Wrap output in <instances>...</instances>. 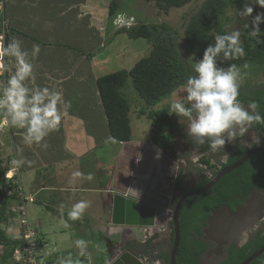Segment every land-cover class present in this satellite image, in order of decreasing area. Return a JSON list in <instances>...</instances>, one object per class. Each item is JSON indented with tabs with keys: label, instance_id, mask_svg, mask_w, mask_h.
I'll return each mask as SVG.
<instances>
[{
	"label": "rangeland",
	"instance_id": "rangeland-1",
	"mask_svg": "<svg viewBox=\"0 0 264 264\" xmlns=\"http://www.w3.org/2000/svg\"><path fill=\"white\" fill-rule=\"evenodd\" d=\"M87 1L90 3V5L92 4V0L91 2L90 0ZM110 1L111 0H95L94 4L91 5L99 6L102 18L105 16L107 17L106 25L102 23L98 27V30L93 28V34L91 35V30H84L82 27L83 25L81 26V23L77 22V20L74 18L78 7H75L73 3L71 4V0H0V28L2 30L0 33H5V41L7 42L11 40L10 36L11 38L15 36L23 42V47L28 50H31L34 43L40 45L41 47L38 57L33 61L34 75L36 77L35 83L41 86L57 83L58 88L62 91L63 95L68 97L69 100V96L72 94L74 97L80 96L77 105L78 110H80V114L79 116L75 115V126L73 125V127H70L71 124L69 122L67 123L68 114L63 115L59 130L52 132L48 137H46V142L49 145L46 150L35 144L31 147L26 145L22 140V134L24 131L23 129L19 130L17 128H11L8 126L0 128V166H4L9 162V156H13V158L16 156L18 161H24L20 165V172L22 185L26 193H28L27 189L29 182L27 169L33 167L32 165L35 164L38 170L37 181H47L49 178L51 179V175L49 177V174L52 173L56 165L62 166L66 164L65 166H67L69 164H67V159H63L65 150L70 149V147H74L76 150H78V147L80 146L82 149L87 141L93 140V137H91L93 134L96 133L95 136L93 135L96 138L100 136L97 135V133L102 132L100 128H108L107 117L104 113L103 105L98 104V101L101 103L100 97L98 96L97 99H95V94H90L86 98L82 97L84 92L90 91L92 88H97L96 83H94L93 86L90 85L93 81H95L94 77L96 75L100 76L121 68H129L139 58L149 54L150 52L151 44L145 38L131 39L127 37L126 33L117 32L120 27L117 28L113 23L116 18L111 17L108 14V5ZM118 1L120 4L118 13L125 24L128 22L135 24L139 20L149 23L167 24L169 27L177 31L178 43L184 58L191 65L195 61H198L188 51V49H186L184 41L185 26L192 12L199 6L200 2L198 0H194L183 7H173L168 11L160 9L154 1ZM250 2L251 0H249V3ZM244 3L245 1L241 0L238 7L228 11L225 17V22L229 32L236 29L242 31L243 24L246 22H251V16L247 19H244L239 15V11L243 8ZM69 5H71V8L75 7L71 13V17H63L61 14L64 13L66 9H69ZM82 6L84 7L85 13H88L87 11H89L90 7L85 4H82ZM255 7L257 8V12H253V16L259 12H264V8H261L258 4H256ZM68 11L69 10L66 12ZM48 19H50L49 22ZM46 20L48 23L47 25L45 24ZM51 21L52 24L50 23ZM5 22H7V27H5ZM6 34L9 36L8 40L6 39ZM59 54L61 57H59ZM65 55H68L69 57L65 58L64 60ZM83 55L86 57L94 56L96 60L89 74L84 73L86 71H84L83 67L80 71V68H78L77 65L72 66V59L74 62H76V60H80ZM190 57L193 59L190 60ZM60 58L63 60L62 62L60 61ZM101 63L104 65L106 63V65L103 66ZM221 67L227 68L229 66ZM243 72H248V75L245 78L241 88H251L264 85V70L258 73L256 71V67H253V69L242 68V73ZM91 73L94 74V77L93 75L91 76ZM48 75H53L54 79L49 80ZM57 75H60L61 77L66 76V80H62V82H65H59L57 77H55ZM181 88L182 87L177 88L173 93L176 94L177 99L186 100V92H183ZM123 93L129 98L131 103L130 116L133 129V138H146L151 133V120L145 115H140V109L146 106L145 102L134 90L130 80L123 88ZM170 96L171 95L159 101L155 106L151 107V109H159L165 104H168ZM63 98L66 100L65 97ZM85 100L89 101L88 104H81ZM244 106L247 107L246 105ZM100 108H102V112L105 117V122L102 121L101 125ZM68 111H70V109ZM173 114L176 115V119L179 120L184 126V128L181 129L180 133L176 136L177 149L181 152L187 148L197 151L198 146L195 145L193 141L189 142L184 138V134L187 133V118L180 117L175 113ZM93 118H96L94 127L91 125L93 121H84L86 119ZM0 119H2V116H0ZM91 130H95L93 134L90 132ZM253 134L259 136L260 142L258 144L264 145V139L262 135L254 131L252 128H249V132L243 137V140L248 143H252L250 139ZM189 137L192 140V137ZM75 138L78 140L74 141L73 139ZM18 149H22V151H18ZM52 154L57 155L58 158H54V160L51 161L54 155L50 157L49 155ZM45 155H48L49 157L47 158L48 163H45V159L43 157ZM198 157L199 154L196 152L194 163L199 164ZM27 161H34V163L29 166ZM200 165L201 164H199V166ZM94 166L95 162L93 161L92 168ZM204 172V170L202 172L191 170L188 174V180L186 183L187 186L192 187L198 178V175H201ZM67 185L69 186L70 184ZM13 204L14 200L12 201L10 207ZM27 208H29V204H27ZM263 217L264 193L259 191H254L246 201L245 205L240 207L236 212H231L226 207L214 212L210 219L209 226L206 229V234L212 239L211 242L216 248L212 250L207 258H213V254H220L222 246L226 245V243L233 238L241 235L242 239H244L259 226H263ZM30 221L33 224L31 218ZM10 222V226L5 223H1L0 226L2 228H6V230L11 227L14 233H16V235L19 237V217H17V215H13L10 219ZM66 227L68 232L71 231L74 233V238L76 237L77 239H84L88 242L87 246L92 247L94 242L91 235H93L94 232H92L93 234H87L89 233L88 226L80 225V228L79 226L78 228H74V224L71 226L70 224H67ZM97 236L98 239H95V242L97 241L96 245H99L100 250L92 249L91 251L92 254L101 255V253L105 251V242L102 243L100 240L101 234H97ZM74 238L73 240H75ZM131 239L134 238L132 237ZM67 242L68 244L71 242L73 243L72 240H68ZM158 243V239H155L154 245L158 246ZM1 248L3 251L5 247ZM93 248H95V245ZM78 250H80V248L76 247V244H74L71 248L68 247L67 253L60 255V259L68 260L69 254H72V251L76 252ZM20 255L21 252H18L17 256L20 257ZM71 259L74 262L77 259L81 260V257H78L77 255H71ZM5 264L20 263L14 259H9Z\"/></svg>",
	"mask_w": 264,
	"mask_h": 264
},
{
	"label": "trees",
	"instance_id": "trees-1",
	"mask_svg": "<svg viewBox=\"0 0 264 264\" xmlns=\"http://www.w3.org/2000/svg\"><path fill=\"white\" fill-rule=\"evenodd\" d=\"M154 1L162 10L168 11L176 7H183L194 0H147ZM199 6L190 15L184 29L185 47L199 61L203 59L204 51L209 45L215 46V34L228 33L225 17L230 9L239 6L241 0H198ZM245 1V0H243ZM108 14L116 18L119 11V1L111 0L108 5ZM254 12L257 8L254 5ZM251 24V22L249 23ZM259 37L248 35L250 29H242L241 41L245 48L246 56L240 60H224L223 53L217 57V66H230L235 63L242 66L248 62L258 73L264 70V22L260 24ZM117 32L126 33L128 38H145L150 44L149 54L139 58L129 68H121L100 75L96 84L107 117L109 133L117 141H128L133 138L131 124V103L123 93V88L130 80L134 90L145 102V107L140 109V115H145L151 120V140L163 152L174 159H182L183 155L176 150V136L184 128L176 119V115L169 114V103L162 108L151 109L159 101L166 98L186 82L189 75H198L192 65L184 58L178 43V33L165 23H149L139 20L132 27H120ZM8 40V35L6 34ZM7 63V58L6 61ZM6 75L0 76V80ZM239 99L244 105L252 100L259 103V111L264 116V85L251 88H241ZM251 111V109H249ZM254 131L261 134L264 139V125H253ZM189 142L193 141L184 134ZM195 144V141H193ZM210 141L205 139L204 145H198L201 153L198 171H205L198 175L194 185L187 187L183 180L186 176L185 165L182 166L176 182L174 204L179 197L190 190L204 187L220 167H225L237 161L248 147L241 148L240 142L234 145L226 161L219 167L211 161L205 153L209 151ZM13 156H9V159ZM8 165L0 166V184L6 187L5 173ZM209 171V172H207ZM254 191L264 193V155L254 153L238 168L226 173L208 191L203 194L187 198L181 207L179 215L180 243L176 255L177 264H203L201 256L209 249V244L204 238V228L208 226L212 214L217 210L227 207L231 212L243 207ZM0 224L10 226V219L14 213L10 210L16 194H6L1 189ZM172 229V221H171ZM174 231L171 230L169 249L165 253L153 254L151 259H161L163 264H170V250L173 245ZM20 237L13 239L7 235L6 228L0 226V264H5L14 259V253L21 244ZM143 244L149 255L156 251L155 245L149 242ZM264 245V228L259 229L245 244L231 243L227 255L221 264H241L246 258ZM129 249L134 251V244L128 243ZM1 247H5L2 251ZM250 264H264V253Z\"/></svg>",
	"mask_w": 264,
	"mask_h": 264
},
{
	"label": "clouds",
	"instance_id": "clouds-1",
	"mask_svg": "<svg viewBox=\"0 0 264 264\" xmlns=\"http://www.w3.org/2000/svg\"><path fill=\"white\" fill-rule=\"evenodd\" d=\"M256 4L264 8V0H251L250 3L245 0L243 8L239 11L241 18L252 17L251 24L246 22L243 28L250 29L248 35L253 38L259 37L260 24L264 21V12L252 15ZM113 23L117 28L132 27V22L125 24L119 13ZM6 24L7 22L5 27ZM241 35L239 29L226 34L216 33L215 46L209 45L204 51L203 59L192 63L194 72L198 75H189L182 85L181 90L186 92V100L177 99L173 93L168 102L170 115L175 113L187 118V135L198 145H204L205 139L209 140V150L212 153L224 151L226 142L235 143L237 137L243 138L253 125H264L259 103L252 100L245 107L239 99L241 86L248 75V72L242 73V68L249 69L251 65L245 62L242 66L235 63L227 68L217 66L220 53H223L224 60L229 61L240 60L246 56ZM3 40L4 37L0 36V41ZM40 51V45L35 43L31 50L24 48L23 42L15 36L6 43L0 42V61L7 58V63H0V76L6 74V78L0 80V128L8 126L23 129L22 140L26 145L31 147L35 144L46 150L49 146L46 137L59 130L62 117L71 108V102L64 100L57 83L45 86L35 83L33 61ZM250 140L252 143L241 139L240 147H251L252 144L260 142L256 134H253ZM23 162L13 159L11 165L18 169ZM27 162L29 166L34 163ZM86 178L91 180L93 176L89 173ZM127 189L135 193L139 200V190L132 187ZM89 206V202L83 199L75 202L67 212V218L71 221L82 219ZM6 232L11 238H18L11 227ZM25 239L31 240L28 236H25ZM87 245L88 242L84 239L76 241L81 257L90 258V254L85 251ZM97 250H100L99 245ZM60 264L83 262L80 259L73 262L69 254V259L61 260Z\"/></svg>",
	"mask_w": 264,
	"mask_h": 264
},
{
	"label": "crops",
	"instance_id": "crops-1",
	"mask_svg": "<svg viewBox=\"0 0 264 264\" xmlns=\"http://www.w3.org/2000/svg\"><path fill=\"white\" fill-rule=\"evenodd\" d=\"M77 1L78 0H71V4L73 3L75 7H78L77 13L75 14L74 18L77 20V22L81 23V26L83 25L82 27L84 28V30H91L92 35L93 28L98 30V27L102 23L106 25L107 17L105 16L104 18H102L99 6H91L92 4H94L95 0H92L91 5L87 0H79L78 3ZM82 4L90 7L89 11H87L88 13H85ZM68 7L69 9H66V11H69H65L61 14L63 17H71V13L75 9V7L71 8V5H69ZM49 21L50 19H48V22ZM50 23L52 24V21ZM45 24H48L47 20ZM0 31H2L1 28ZM59 57H61L60 54ZM68 57V55H65L64 60ZM60 61L62 62L63 60L61 59ZM72 62V66L77 65L78 68H80V71L83 67L84 71H86L84 73L89 74L96 60L94 56L86 57L83 55L80 60H76V62H74V60L72 59ZM101 64L103 66L106 65V63L105 65L103 63ZM92 75L94 77V74L91 73V76ZM55 77H57L58 81L61 83L65 82H62V80H66V76L61 77L60 75H57ZM98 77L99 76L96 75L94 77L95 81H93L90 85L93 86L94 83H96ZM48 78L49 80L54 79L53 75H48ZM90 94H95V99H97L98 96L100 97L98 87L84 92L82 97L86 98ZM72 95L69 96L70 100L67 96L63 95L66 101L71 102L70 111H67V123L69 122L71 124L70 127H73V125L75 126V115L79 116L80 114V110H78L77 108L78 99L80 98V96L74 97ZM88 102V100H85L81 104H88ZM98 104H102V101L101 103L100 101H98ZM95 120L96 118L86 119L84 121H93L91 125L94 127V124L96 123ZM102 121L105 122V117L103 115L102 108H100V125L102 124ZM100 129L102 130V132L97 133V135H100L98 138L94 137L96 135V133L93 134L95 130L90 131L94 135L91 136L93 137V140L87 141L82 149L81 146L78 147V150H76L74 147H70L71 150L68 149L64 151L63 159H67V164H69L67 166H65L66 164L62 166L56 165L52 173L49 174V177L51 175V179L49 178V180L47 181L38 182V170L36 168V165L34 164L32 165L33 167L27 169L29 181L27 190L28 193L35 196V201L28 203L29 216L40 235V256L42 260L41 264H60V261L62 260L60 259V255L63 253H67L68 247L71 248L74 244H76V241L80 239H77L76 237L74 238L73 232H68V229L66 227L67 224H70V226L74 224V228H78V226L80 228V225H86L89 228V233L87 234L94 232V234L92 233L93 235H91L93 237L94 244L92 245V247L87 246V248L85 249V251L90 254V258L81 257L79 255L80 250L76 252L72 251L71 255H77L78 257H81V261L83 262V264H109V262H111L120 252H122V249H129V246H127L129 242L134 244L135 250L133 252L139 255L141 258H151L153 254L165 253L169 249V235L171 236L172 230V219L170 215H168L164 219H160L159 225L157 227H129L124 225H115L112 223V193L109 191V185L111 183V175L112 173H114L116 162L120 157L122 141H117L116 139L112 138L108 128ZM133 139L152 141L151 133L146 138L138 137ZM241 139L243 138L237 137L235 143L226 142L224 151L222 150L219 153H212L209 150L205 154L207 156H210L211 161L215 162L220 167L221 163L227 160L229 154L234 148V144L240 142ZM73 140L77 141L78 139L75 138ZM175 148L180 154L183 155V158L179 160H181L183 165L186 166V176L183 182L187 186L186 183L188 180L189 172L191 170L198 171L199 169V164L194 163L196 152H198L199 154L198 159L204 153H201L198 147L197 151H194L191 148H187L184 149L183 152L177 149V145ZM224 152H226L227 155H225ZM53 155L54 154L49 155V157ZM43 157L45 159V163H48V155H45ZM222 157L224 158L222 159ZM54 158L56 159L58 158V156L54 155L51 161H53ZM93 161L95 162V166L92 168ZM75 173H81L82 175L76 176ZM89 173H91L93 176L91 180L86 178ZM67 184L70 185L68 186ZM57 192L63 194H58ZM81 199L88 201L90 206L84 213L82 219L73 221L72 223V221L67 218V211H69L72 204ZM97 234H101L100 240L102 241V243L105 242V251L101 253V255L92 254L91 251L92 249H97V241L95 242V239H98ZM132 237L134 239H131ZM73 238L75 240H73ZM155 239H158L159 241L158 246H155L156 251L152 253V255H149L148 253H146L145 249H143L144 247H141V245H139V242L140 240L141 243L150 241L152 244H154ZM68 240H72L73 243L71 242L70 244H68ZM94 245L95 248H93ZM63 260L67 261V259ZM156 260L159 264H163L161 259Z\"/></svg>",
	"mask_w": 264,
	"mask_h": 264
},
{
	"label": "water",
	"instance_id": "water-1",
	"mask_svg": "<svg viewBox=\"0 0 264 264\" xmlns=\"http://www.w3.org/2000/svg\"><path fill=\"white\" fill-rule=\"evenodd\" d=\"M254 153L264 155V145L248 147L235 162L220 167L202 188L183 193L174 204L176 182L183 163L166 155L152 141L131 139L122 141L120 157L111 175L109 191L112 193V223L129 227H157L160 219L168 215L174 231L170 251V264H177L176 255L180 243L179 215L183 202L194 195L210 190L226 173L238 168ZM139 190L140 196L129 191ZM264 253V245L241 264H250ZM109 264H151L132 250H123Z\"/></svg>",
	"mask_w": 264,
	"mask_h": 264
},
{
	"label": "built area",
	"instance_id": "built-area-1",
	"mask_svg": "<svg viewBox=\"0 0 264 264\" xmlns=\"http://www.w3.org/2000/svg\"><path fill=\"white\" fill-rule=\"evenodd\" d=\"M0 36L4 37V40L0 42L6 43L5 33H0ZM5 61L0 62L6 63ZM13 159L17 160L16 156L11 158L7 163L8 169L5 173L7 174V176L5 175L7 186L3 187L0 184V200L2 198L1 189H5L6 194H16L14 204L10 207V210L15 216L17 215V217H19V237L21 238L22 242L15 250L14 260L20 264H41L40 235L34 224H32L30 221L27 208L28 203L35 201V196L33 194L26 193L22 185L20 167L17 169L11 165V161ZM25 236H28L31 240H26ZM18 252H21L20 257L17 256Z\"/></svg>",
	"mask_w": 264,
	"mask_h": 264
},
{
	"label": "flooded vegetation",
	"instance_id": "flooded-vegetation-1",
	"mask_svg": "<svg viewBox=\"0 0 264 264\" xmlns=\"http://www.w3.org/2000/svg\"><path fill=\"white\" fill-rule=\"evenodd\" d=\"M235 145V144H234ZM232 147V146H231ZM234 149V148H233ZM175 192H177V190H175ZM174 198V197H173ZM227 208V207H226ZM238 210V209H237ZM236 212V211H235ZM213 215V214H212ZM263 220H264V217H263ZM209 223H210V221H209ZM264 223V222H263ZM263 225V224H262ZM208 226H209V224H208ZM208 226L207 227H205L204 228V238L206 239V241L208 242V244H209V249L205 252V253H203L202 254V256H201V262L203 263V264H221V262L223 261V259L225 258V256L227 255V249H228V247L230 246V244L231 243H237L238 245H243V244H245L252 236H254L255 235V233L259 230V229H261V228H264V225L263 226H259L257 229H255L252 233H250L246 238H244V239H242V236L240 235V236H238V237H235V238H233L232 240H230V241H228L227 243H226V245H224V246H222V250H221V253L220 254H218V255H216V254H213L212 255V257L213 258H210V259H208L207 258V256L212 252V250H214L216 247H214V245H213V243L211 242L212 241V239L211 238H209L208 237V235L206 234V229L208 228ZM237 236V235H236ZM139 245H141V247H143L142 245L143 244H139ZM124 249H122L121 251H123ZM171 251V250H170ZM146 261L147 262H150L151 264H159L158 262H157V260H155V259H151L150 257H147L146 258Z\"/></svg>",
	"mask_w": 264,
	"mask_h": 264
}]
</instances>
